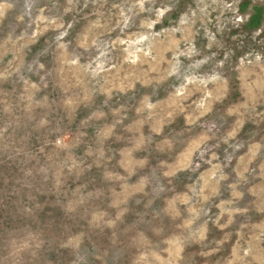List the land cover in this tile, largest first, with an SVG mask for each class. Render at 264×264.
Wrapping results in <instances>:
<instances>
[{
	"label": "rangeland",
	"instance_id": "1",
	"mask_svg": "<svg viewBox=\"0 0 264 264\" xmlns=\"http://www.w3.org/2000/svg\"><path fill=\"white\" fill-rule=\"evenodd\" d=\"M0 264H264V0H0Z\"/></svg>",
	"mask_w": 264,
	"mask_h": 264
}]
</instances>
